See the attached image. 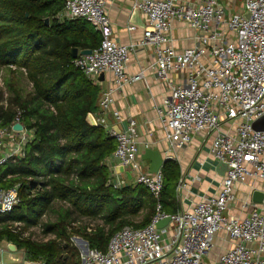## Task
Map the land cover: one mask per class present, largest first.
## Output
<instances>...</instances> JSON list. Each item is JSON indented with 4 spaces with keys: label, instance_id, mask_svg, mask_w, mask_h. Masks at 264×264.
<instances>
[{
    "label": "built area",
    "instance_id": "built-area-1",
    "mask_svg": "<svg viewBox=\"0 0 264 264\" xmlns=\"http://www.w3.org/2000/svg\"><path fill=\"white\" fill-rule=\"evenodd\" d=\"M133 7L142 12L145 25L138 42L124 45L112 37L105 0H65L59 19H83L100 35L99 45L90 54L77 55L72 65L96 84L101 74L110 73L114 88H122L143 79L142 72H125L131 51L151 48L155 76L169 88L168 97L155 108L169 146L164 160H172L171 148L183 147L193 135L205 133L212 135L210 154L215 161L226 163L227 170L216 194L165 213L160 200L161 168L143 171L134 121L123 131L107 125L113 89H100L99 113L91 114L96 126L104 127L116 141L107 159V183L114 189L142 184L155 200V213L146 226H124L114 232L105 251L90 248L85 238L76 236L82 264H264V203L252 202V190L239 199L236 188L251 184L255 190L253 184L259 182L257 189L264 192V131L252 128L253 121L264 116V0H244L242 10L218 0H136ZM172 19L182 20L194 30L193 46L176 50L171 45ZM178 72L184 77L174 81L171 75ZM112 114L119 118L117 111ZM15 122H19V113ZM28 139L24 129L0 128V166L11 157L22 156ZM110 159L130 177H116ZM19 201L18 185L0 186V214L11 212ZM165 218L168 223L158 228ZM84 229L91 233L95 227ZM220 232L231 246L207 260ZM7 244L0 241V264H8L3 257L10 251Z\"/></svg>",
    "mask_w": 264,
    "mask_h": 264
},
{
    "label": "trees",
    "instance_id": "trees-1",
    "mask_svg": "<svg viewBox=\"0 0 264 264\" xmlns=\"http://www.w3.org/2000/svg\"><path fill=\"white\" fill-rule=\"evenodd\" d=\"M64 3L0 0V67L24 69L32 84L31 92H22L14 71L5 80L10 97L6 106L0 105V128L12 126L19 113L29 139L22 156L0 166V186L18 185L20 198L11 212L0 214V241L24 249L25 259L43 264H81L72 235L105 251L114 232L124 226H146L155 213V200L142 184L114 189L107 183V159L116 141L104 127L87 122L86 115L98 111L100 87L72 65L70 55L72 47L94 49L100 35L83 19L60 20ZM161 173V208L172 214L180 208L176 194L180 169L175 161L166 160ZM56 202L64 205L54 210ZM50 209L56 219L44 223L43 231L55 238L37 242L22 236ZM143 211L140 222L131 221ZM74 215L98 217L103 225L87 233L72 225Z\"/></svg>",
    "mask_w": 264,
    "mask_h": 264
},
{
    "label": "crops",
    "instance_id": "crops-1",
    "mask_svg": "<svg viewBox=\"0 0 264 264\" xmlns=\"http://www.w3.org/2000/svg\"><path fill=\"white\" fill-rule=\"evenodd\" d=\"M135 1L105 0L106 9L112 25V37L116 42L124 45L138 42L145 25V17L142 12H140V18L132 16ZM182 1L200 2V0ZM230 6L236 10L234 7L236 6L235 0H230ZM131 24L135 25L136 28L133 30L128 29V26ZM170 24L169 35L171 45L176 50H182L195 44V32L184 21L172 19ZM89 25L94 30L93 26L91 24ZM154 61V52L151 48L137 47L129 55L125 72L127 75L142 72L143 79L127 84L122 88H114L113 75L106 73L98 84L101 90L113 89L114 101L110 111L106 114L107 125L115 131H123L131 121L135 122L139 161L143 171H149L148 167L150 164V160H143L141 158L144 149L151 148L158 150L163 158L169 149L168 144L164 140L162 127L155 110L168 97L169 88L165 82L156 78ZM183 77L184 73L182 72L171 75L174 81H181ZM114 111L118 112L119 118H116L112 114ZM211 139V134L198 133L192 136L191 141L187 145L174 147L169 150V154L173 157L172 160L178 164L180 169V178L176 187V194L179 206L182 208H188L195 202L214 195L218 191L219 184L225 173V168L220 166V162L215 161L209 152ZM109 163L111 171L117 175L116 177H122L126 174L125 172L127 170L120 171L117 169L119 164L115 160L110 159ZM253 186L257 189L259 182L253 184ZM236 188L240 191L239 199L249 196V192L254 190L253 188L251 189V184L240 185ZM236 213H239V211H236ZM219 234L222 235L225 241V247L220 249L221 251L214 258H217L219 254L231 246V241L227 240L225 234L223 232ZM209 256H211V251Z\"/></svg>",
    "mask_w": 264,
    "mask_h": 264
},
{
    "label": "rangeland",
    "instance_id": "rangeland-1",
    "mask_svg": "<svg viewBox=\"0 0 264 264\" xmlns=\"http://www.w3.org/2000/svg\"><path fill=\"white\" fill-rule=\"evenodd\" d=\"M227 2H230V0H218V2L226 4ZM234 1V0H233ZM236 6H234L237 10H242V5H243V0H235ZM233 4V3H232ZM9 71H14L17 72L19 78H18V85L19 88H21L22 92L28 93L31 92L32 90V84L31 82L27 79L26 77V72L23 69H16L15 66H6V67H0V105L1 106H6L8 98L10 97V91L8 87L6 86L5 80L6 78H9L11 75L9 74ZM16 76V75H15ZM14 78V77H13ZM64 205L61 204L60 202H56L53 204L54 210H56L59 206ZM54 210L50 209L48 210L44 215H42L38 221V223L34 226H31L27 228L24 231V236L30 237L32 240L37 241V242H44L49 239L55 238V234L52 232L45 233L43 231V224L49 221H54L56 219V213ZM144 214V211L139 213L136 217H130L131 221L134 223H138L141 221L142 216ZM73 218H75L74 225L75 227H85L87 225H92L94 227L97 226H102L103 222L100 218H88V217H82V216H77L74 215ZM20 226V224L18 225ZM106 230L109 229L108 226H105ZM219 234V233H218ZM216 235L215 240H214V247L211 250V256H208L206 259L207 260H212L215 259V255L219 253L225 246V241L222 237V235ZM78 235H72L70 238V242L72 246H74L80 254V259H82V249L79 246V244L74 240V238ZM78 237H83V236H78ZM4 260L8 264H26L27 262H35V263H42L39 261H30L25 259V250L24 249H17L16 251H6L4 252ZM12 257V259H11ZM43 264V263H42ZM82 264V260H81Z\"/></svg>",
    "mask_w": 264,
    "mask_h": 264
},
{
    "label": "water",
    "instance_id": "water-1",
    "mask_svg": "<svg viewBox=\"0 0 264 264\" xmlns=\"http://www.w3.org/2000/svg\"><path fill=\"white\" fill-rule=\"evenodd\" d=\"M140 12L141 11L138 8H134L132 16L133 17L136 16L137 18H140ZM248 15H249L248 12L244 13L245 17H248ZM48 22H49V19L45 18V23L48 24ZM91 51H92V49H90V48L78 49L77 47H72L70 49V55L72 58H75L77 55L90 54ZM99 78H100V80L103 79V74H101ZM86 120L89 124H91L93 126L96 125L94 117L92 116L91 113H88L86 115ZM12 128L14 130L20 131L23 129V126L20 122H15L12 125ZM252 128L255 130L264 131V116H261V117L257 118L255 121H253ZM141 158L143 160H150V164L148 167L150 172L158 171L162 167L163 163L165 162V160L162 157V155L160 154V152L158 150H154L151 148L144 149V153L142 154ZM220 166L225 168V171L227 170V164L226 163L220 162ZM117 169L122 171L123 167L121 165H119V167ZM125 173L128 177H130V173L128 171ZM250 198H251L252 202H254V203H264V192L259 190V189H255L252 191ZM168 221H169V218L162 219L161 221L158 222L157 227L158 228L164 227L168 223ZM7 246L9 248V250L12 252L17 250L16 246L10 242H8ZM26 264H37V263L27 262Z\"/></svg>",
    "mask_w": 264,
    "mask_h": 264
}]
</instances>
